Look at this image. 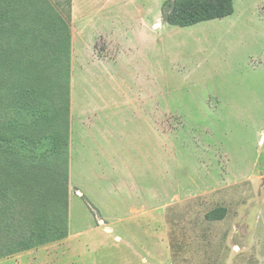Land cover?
I'll return each mask as SVG.
<instances>
[{
	"label": "rangeland",
	"instance_id": "obj_1",
	"mask_svg": "<svg viewBox=\"0 0 264 264\" xmlns=\"http://www.w3.org/2000/svg\"><path fill=\"white\" fill-rule=\"evenodd\" d=\"M173 1L0 0V17L22 13L21 27L50 43L70 36L46 72L65 101L38 104L68 106L54 125L66 141L59 156L50 139L24 149L43 162V185L67 196V237L20 246L39 202L11 184L0 264H264V0L184 28L168 23ZM40 41L7 45L46 68L56 53ZM33 86L0 72L1 122L30 120L19 97Z\"/></svg>",
	"mask_w": 264,
	"mask_h": 264
},
{
	"label": "trees",
	"instance_id": "obj_2",
	"mask_svg": "<svg viewBox=\"0 0 264 264\" xmlns=\"http://www.w3.org/2000/svg\"><path fill=\"white\" fill-rule=\"evenodd\" d=\"M233 1L174 0L172 11L168 16V23L184 28L231 16L233 14ZM26 9L22 5L17 10L8 7L6 11H26ZM21 14L8 12L0 17V21L3 22L0 25V72L27 76L34 86L30 94L19 97L20 100L24 101L22 107L26 108L28 115L30 114V120L0 121V172H4L5 178L3 182H0V195L6 197L7 192L11 189L10 185L18 183L19 187L18 185L16 187L21 188V198L32 194L39 202V208L30 216L31 236L28 240L20 243V246L25 249H31L35 246L62 240L67 237L68 233L67 196L61 194L60 189L55 188L58 182L53 181L50 188L43 185L47 176L38 172L39 168L43 167V162H39L35 156L30 159L27 158L24 149L28 147V144L34 148L50 139L55 143L52 154L59 156L60 144H64L66 141V138H62V134L58 130L64 125L62 121L68 106L66 104L60 106L52 104L51 111L45 113L38 104L42 103L43 100L48 101L49 97L53 99L57 92H59L60 100L65 101L66 93L63 91V86L52 81L46 72L58 64L61 57L70 53V36L65 35L58 43L52 44L43 39V34H40L38 30L22 28L20 24ZM59 30L64 31L65 29L53 28L52 30L47 29V32ZM15 37L18 46L23 48L25 53L32 50L33 47L31 46H36L37 42L41 40L40 46L51 48L56 53V59L46 68H41L36 61L24 63L21 60L23 58L16 56L18 51L7 45ZM27 38L31 39L30 45L25 42ZM25 97H28L27 101ZM1 101L0 99V108H3ZM49 130L51 133L48 134ZM47 174H50L48 177L51 179L57 177L50 171Z\"/></svg>",
	"mask_w": 264,
	"mask_h": 264
},
{
	"label": "crops",
	"instance_id": "obj_3",
	"mask_svg": "<svg viewBox=\"0 0 264 264\" xmlns=\"http://www.w3.org/2000/svg\"><path fill=\"white\" fill-rule=\"evenodd\" d=\"M149 16V13H147ZM161 23V14L158 15H153L152 20H150V18L148 17L147 19H145V27H148L149 29H152V27H154L155 24H159Z\"/></svg>",
	"mask_w": 264,
	"mask_h": 264
}]
</instances>
